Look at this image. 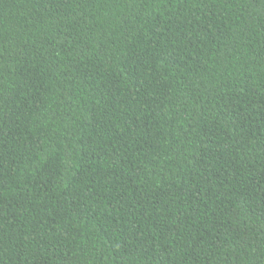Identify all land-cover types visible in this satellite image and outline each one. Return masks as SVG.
Masks as SVG:
<instances>
[{
	"label": "trees",
	"instance_id": "trees-1",
	"mask_svg": "<svg viewBox=\"0 0 264 264\" xmlns=\"http://www.w3.org/2000/svg\"><path fill=\"white\" fill-rule=\"evenodd\" d=\"M0 264H264V0H0Z\"/></svg>",
	"mask_w": 264,
	"mask_h": 264
}]
</instances>
